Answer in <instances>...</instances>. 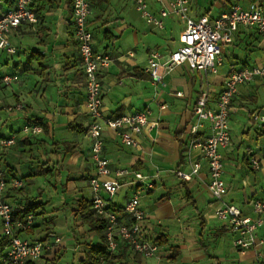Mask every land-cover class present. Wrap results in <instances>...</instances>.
<instances>
[{
	"label": "crops",
	"instance_id": "crops-1",
	"mask_svg": "<svg viewBox=\"0 0 264 264\" xmlns=\"http://www.w3.org/2000/svg\"><path fill=\"white\" fill-rule=\"evenodd\" d=\"M72 1L33 0L37 24H23L12 34L16 55L0 51V77H18L10 87L0 86V137H17L15 146L0 152V166L9 181L23 182L20 188L9 187L6 200L14 209L36 198L43 202L33 228L22 233L24 239H62L58 247L46 252L41 264H59L65 254L61 248L69 240L76 247L81 245L76 232L97 237L89 231L85 215L80 212V203L93 200L89 182L96 171L87 136L92 118L86 109L85 76L71 26ZM146 2L149 10L159 16L163 5L158 0ZM252 2L264 6V0H191L189 16L215 19L234 4L247 6ZM11 4L6 2L4 7L8 9ZM91 10L89 29L94 36V51L112 60L100 70L103 115L114 118L151 111L150 125L138 137L139 149L123 146L110 129L104 130L103 141L104 154L113 170L130 169L154 184L152 191L141 198V207L147 214L143 223L147 236L151 240L167 239V244L160 246L161 264H259L252 251L243 255L235 249L234 235L225 222L217 219L215 200L209 191V168L202 151L192 146L191 128L197 124L195 107L203 92L209 94V107L214 110L232 72L243 66L264 65V38L253 29L241 28L233 44L222 47L224 63L218 75L192 71L183 65L166 78L164 85L157 86L145 72L149 56L156 52L165 59L178 50L186 23L171 16L165 20L163 30L156 29L147 24L132 2L123 0H91ZM172 18L185 24L178 35ZM225 66L228 69L222 73ZM20 103L25 105V113L7 111V107ZM263 107L264 79L239 88L230 122L243 127L242 138L237 140L231 130L232 145L222 151L228 189L225 201L252 219L256 218L253 202L264 198V126L255 123L252 116ZM37 121L47 127L42 134L23 133L26 126ZM209 134L207 122L198 136ZM63 143L71 144L75 151L65 154ZM182 149L188 150L181 162ZM254 160L260 163L257 170L252 165ZM198 164L199 173L191 181L177 176L178 172L191 174ZM54 168L59 171L53 177L37 175ZM130 180L123 181L115 196L121 195V203L111 200L123 217L126 215L122 209L136 191ZM102 196L110 199L105 193ZM187 207L193 213L189 214ZM60 232L68 233L71 239L57 234ZM142 261L155 264L154 260Z\"/></svg>",
	"mask_w": 264,
	"mask_h": 264
},
{
	"label": "built area",
	"instance_id": "built-area-1",
	"mask_svg": "<svg viewBox=\"0 0 264 264\" xmlns=\"http://www.w3.org/2000/svg\"><path fill=\"white\" fill-rule=\"evenodd\" d=\"M132 2L147 24L156 29L165 28V20L176 16L186 23L182 35V46L162 59L156 52L151 53L145 70L154 85H164L166 78L178 67L188 65L192 71H204L218 75L223 66L222 47L232 45L235 35L241 28L253 29L264 38V6L252 2L247 6L234 4L228 12L218 18L201 16L192 19L189 16L191 0H158L163 5L159 16L154 15L146 0H123ZM10 8H5V0H0V51L14 56L17 49L12 45L11 36L23 24H37L38 17L33 8V0H10ZM167 3V4H164ZM91 0L72 1L71 26L78 46L80 59L85 76L86 109L92 118L87 136L91 141V159L96 174L90 179L93 192V211L98 217L106 219L105 241L111 253H117L127 247L133 254H139L146 260H154L161 264V247L146 234L143 223L147 214L141 207V191L127 201L123 217L112 210L111 200L123 187L125 179L131 178L132 184H143L148 178L130 169L113 170L109 159L104 154L103 132L110 129L116 133L123 146L139 149L138 137L149 127L151 111L144 110L119 117L107 118L103 115V94L100 70L107 68L111 58L94 51V36L89 29L91 16ZM257 79H264V65L243 66L232 72L224 83L219 95L216 109L209 107V94L203 92L195 107L197 124L191 128L193 136L192 146L202 151L203 159L209 168V191L215 200V215L218 220L227 224L228 230L234 235V247L245 255L252 251L259 264H264V198L253 202L255 219L244 217L241 210L225 201L228 193L222 151L232 145V131L230 115L232 103L239 93V88L251 85ZM18 81L16 75L0 77V86L10 87ZM182 96V93H178ZM165 109V107H163ZM7 111L26 112L23 104L7 107ZM255 123L264 126V107L253 114ZM210 124V134L205 138L198 136L205 123ZM39 125L26 126V135L42 134ZM17 137H0V152L16 145ZM253 167L259 169L258 160L252 162ZM200 164L195 165L191 174L178 172L177 176L185 181H191L192 176L199 173ZM20 180L9 181L5 170L0 166V237L8 241V247L0 255V264H41L47 251L58 247L62 239L56 237L50 240L30 241L22 237V233L34 226V216H28L24 221L14 220V208L7 202V192L13 188H20ZM151 188V186H149ZM105 193L110 199H105Z\"/></svg>",
	"mask_w": 264,
	"mask_h": 264
},
{
	"label": "trees",
	"instance_id": "trees-1",
	"mask_svg": "<svg viewBox=\"0 0 264 264\" xmlns=\"http://www.w3.org/2000/svg\"><path fill=\"white\" fill-rule=\"evenodd\" d=\"M6 2L8 3L9 0H6ZM34 56L36 55L34 54L33 57ZM34 124L41 126L43 128V131L47 129V127L43 125L42 122L37 121ZM55 145L57 147L59 146L58 144ZM62 145L66 147L65 154H71L75 151L74 148H71V144L63 143ZM187 150L188 149H182L181 162L183 161V155L185 152H187ZM44 166H47V164H44L43 167ZM58 171L59 170L57 168L51 170L46 169L45 171H40V173H38L37 175L42 176L50 174L51 177H53ZM6 178L8 179L7 174ZM43 206V202L38 198L29 201L24 205H20L14 209V220L24 221L30 215L36 217L38 215V211L42 209ZM92 209L93 202L83 201L82 203H80V212L85 215V220L89 226V231L91 233H95L99 241L94 244L89 243L85 245L86 251L84 258L80 260L78 264H143V257L139 254L133 255L127 247L121 248L117 253H111L109 251L105 241L106 219L96 216V214L93 213ZM112 210L120 214V211L115 206L112 207ZM123 210L124 209H122V211ZM152 241L157 243L159 246H164L165 244H167V239L164 237ZM7 247L8 241L1 238L0 255L4 253Z\"/></svg>",
	"mask_w": 264,
	"mask_h": 264
},
{
	"label": "rangeland",
	"instance_id": "rangeland-1",
	"mask_svg": "<svg viewBox=\"0 0 264 264\" xmlns=\"http://www.w3.org/2000/svg\"><path fill=\"white\" fill-rule=\"evenodd\" d=\"M204 1L205 0H198V2H200V3H204ZM171 21L174 23L175 30H176V33L178 35L179 34V31L182 29V27L185 24L183 22H181L177 18H172ZM243 54H246V52H243ZM227 56H228V54H227ZM227 69H228V66H225L224 69H222L221 72L222 73H225L227 71ZM230 127H231V130L233 131V134H234L235 138H237V140H240L242 138L243 127L242 126H239L238 122H233V121L230 122ZM153 185L154 184L149 179L145 180V182L143 184H139V185L135 184L134 185L135 190H136L135 191V195L139 191H141V193H142L141 194V198L144 195H148L149 192L152 191V189L154 188ZM149 186H151V188ZM122 192H121V194H123ZM120 196L113 197L112 202L118 203V204L121 203ZM187 209L190 211L189 214L190 213H193V209L191 207H187ZM195 223H197V220H195ZM77 228H79V227L76 226V229ZM57 234H61L64 237H67V238L70 237L69 239H71V236L68 235V233H61L60 232V233H57ZM76 234L79 235L78 238L82 242L81 245H79V246L76 247L75 242L73 240H69V242H67L65 244L66 251L64 250L65 248H61V251L60 252L62 253V251H63L65 254H63L64 256L62 255L63 257H62L61 261L59 262V264H78L79 256L81 255L80 256V258H81L85 254V250H86L85 245L86 244H89V243L94 244V243H97L99 241L97 237L91 236L89 234V232L88 233H85V234H81V235L76 232ZM86 236H88V237L86 238ZM75 248H77V249H75ZM75 250L77 251L76 253H75Z\"/></svg>",
	"mask_w": 264,
	"mask_h": 264
}]
</instances>
